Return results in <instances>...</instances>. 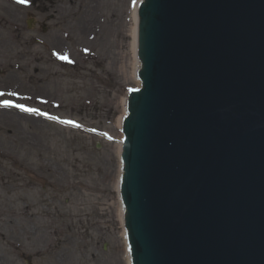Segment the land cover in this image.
<instances>
[{"label": "water", "instance_id": "95a60500", "mask_svg": "<svg viewBox=\"0 0 264 264\" xmlns=\"http://www.w3.org/2000/svg\"><path fill=\"white\" fill-rule=\"evenodd\" d=\"M139 5L120 144L132 264H264V0Z\"/></svg>", "mask_w": 264, "mask_h": 264}, {"label": "rangeland", "instance_id": "374dc122", "mask_svg": "<svg viewBox=\"0 0 264 264\" xmlns=\"http://www.w3.org/2000/svg\"><path fill=\"white\" fill-rule=\"evenodd\" d=\"M89 1L39 0L55 18L30 25L33 7L5 1L23 12L19 22L0 18V260L8 264H23L21 251L26 264H117L123 256L107 135L127 93L119 62L130 38L117 15L110 22L122 0H93L102 25L98 38L84 39L77 25ZM13 113L21 116L12 123Z\"/></svg>", "mask_w": 264, "mask_h": 264}, {"label": "bare ground", "instance_id": "6f19581e", "mask_svg": "<svg viewBox=\"0 0 264 264\" xmlns=\"http://www.w3.org/2000/svg\"><path fill=\"white\" fill-rule=\"evenodd\" d=\"M142 0H122V5L120 8L117 10L118 12L115 14H112L110 16V22L115 21L113 17H116L117 15V20L119 21L117 26L121 29L120 33L123 35V31H127V35L130 38L129 42V52L124 54L121 59H120V64L119 67L121 69V74L122 77L124 78V83L127 85V91H129V88H136L137 85L141 84L140 80L136 78V73L138 70V66L140 64L138 58H137V24H138V17H137V9L139 2ZM93 0H90L89 2L86 3L85 7V16L80 23H78L77 27L83 35L84 39L86 40H91L92 38L99 37V32L100 28L102 25V22L98 19V12L95 13L94 7L92 5ZM97 16V17H96ZM130 22V24H128ZM112 24V23H110ZM116 24H112L111 27H114ZM98 36V37H97ZM130 55V62L129 64L126 62V59ZM129 69V71H128ZM126 91V92H127ZM127 100H128V92L124 94L121 104H122V111L120 116L118 117L116 124H115V129L112 131L114 135L112 134L111 136L107 135L114 143H115V152L113 153V157L115 158V164H114V169H113V174L115 176V189L117 190L118 194V207H119V214H120V220H121V225H122V244H123V256L122 259H118L117 264H132L131 263V257H130V252L128 248V242L126 238V231L123 228V215H124V207L121 205L120 201V174L122 172V163H121V154H120V144L121 141L124 139L121 127H122V122L123 118L125 115V112L127 111ZM21 116L19 113H13V117L10 118V122H14L15 116ZM35 120V119H33ZM36 121V120H35Z\"/></svg>", "mask_w": 264, "mask_h": 264}, {"label": "flooded vegetation", "instance_id": "af4514ba", "mask_svg": "<svg viewBox=\"0 0 264 264\" xmlns=\"http://www.w3.org/2000/svg\"><path fill=\"white\" fill-rule=\"evenodd\" d=\"M3 0H0V18H2L1 16H6V13H9L11 15H8V19L12 20V21H16L19 22L21 21L22 18V14L23 12L21 10L14 11L11 7V3L8 4L6 3L7 0H4V2L2 3ZM6 1V2H5ZM31 3V6L34 8V13L30 16L33 19L34 23H43V21H41L42 19H46V21H51L52 19H54V15L50 14L48 12L49 8L47 5H45L43 2H39V0H29ZM51 6V5H50ZM9 7V8H8ZM4 11H8V12H4ZM2 20H4L2 18ZM24 252H20L18 259H20L22 261L23 264H26L24 259ZM0 264H6V262L4 260H0Z\"/></svg>", "mask_w": 264, "mask_h": 264}, {"label": "snow or ice", "instance_id": "6c2138e0", "mask_svg": "<svg viewBox=\"0 0 264 264\" xmlns=\"http://www.w3.org/2000/svg\"><path fill=\"white\" fill-rule=\"evenodd\" d=\"M18 2H20V3H26L27 2V0H18ZM0 95H3V93H0ZM13 95H14V93H13ZM3 105L5 106V107H12V106H14V107H17V108H20L22 111H28V112H38V110H36V109H32V108H27L25 105H23V104H16V105H13L10 101H8V100H5V101H3ZM50 119H54V117H49ZM63 123H73V122H71V121H62Z\"/></svg>", "mask_w": 264, "mask_h": 264}]
</instances>
